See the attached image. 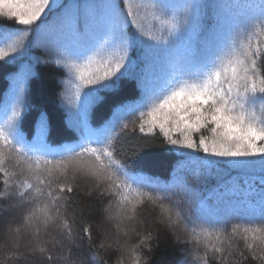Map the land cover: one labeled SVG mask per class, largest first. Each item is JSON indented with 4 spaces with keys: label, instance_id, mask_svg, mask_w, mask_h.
I'll use <instances>...</instances> for the list:
<instances>
[{
    "label": "snow or ice",
    "instance_id": "6c2138e0",
    "mask_svg": "<svg viewBox=\"0 0 264 264\" xmlns=\"http://www.w3.org/2000/svg\"><path fill=\"white\" fill-rule=\"evenodd\" d=\"M151 6L159 35L146 33L133 18L131 5L123 0H0V23L25 26L23 31L0 32V45H6L0 46V61H14L31 48H39L67 72L72 90L67 99L61 95V103L66 127L78 136L75 143L50 142V115L44 109L36 113L31 138L22 131L21 106L27 86L38 75L39 56L32 58L35 63L22 66L14 78L11 114L6 111L0 124V176L5 185L18 184L22 198L33 205L39 201L27 214L37 233L46 231L60 216L71 198L68 194L75 192L78 175L105 187L115 198L109 209H117L121 221L133 218L145 200L164 199L139 189L133 193L129 180L144 184L142 174L128 177L109 150L120 117L132 114H138L140 134L159 132L173 154L187 157L206 171L223 163L235 173L204 199L181 176L169 182L195 201L197 214L216 221L230 215L264 220V44L253 42L257 30L264 28V4L259 5V12L235 10L253 5L215 0H183L179 5L173 0H151ZM98 27L100 38L88 46ZM137 48L139 56L134 55ZM128 85L137 98L119 100L118 94ZM109 96L113 98L112 117L93 128L90 113ZM120 128L128 130V124ZM202 130L210 135L194 138ZM150 147L145 145L141 151ZM10 155L18 164L29 159L35 162L34 169L28 166L31 181L10 179L15 175L5 168ZM161 208L171 220L172 209ZM63 226L68 227L67 223ZM82 231L91 243V227L85 224ZM243 233L253 247L264 242V226L244 227ZM204 235L207 246L220 253V234ZM135 264H140L139 257ZM203 264H209V259Z\"/></svg>",
    "mask_w": 264,
    "mask_h": 264
},
{
    "label": "trees",
    "instance_id": "16d2710c",
    "mask_svg": "<svg viewBox=\"0 0 264 264\" xmlns=\"http://www.w3.org/2000/svg\"><path fill=\"white\" fill-rule=\"evenodd\" d=\"M103 3L106 0H99ZM177 5L183 0H173ZM218 4L231 3L234 5L255 7L248 9L240 7L236 11H255L261 9L259 5L264 4V0H215ZM123 3L131 5L133 18L137 24L143 25V30L150 35L160 34V25L153 22V8L151 0H123ZM123 6V4H122ZM223 11V9H221ZM158 15V13H156ZM209 20H205L208 23ZM25 26H18L9 21L0 23V32L9 33L23 31ZM130 30H134L130 26ZM102 34V30L98 27L88 41V46L97 41ZM29 33V38H31ZM259 40L264 44V28L257 30V35L253 37V42ZM27 43V39L24 41ZM135 56L140 55V49L137 48ZM39 56L40 63L35 64L37 77L32 79L26 89L25 105L21 106L23 113L21 128L23 133L31 138L34 130V119L36 113L40 109L46 110L50 115L51 132L49 140L54 145L66 143H75L78 139L76 133L69 130L65 125V109L61 103V95L67 99L71 95V88L67 84L69 79L67 72L64 69L58 68L53 62L52 57L45 55L44 52L36 47L31 48L27 54L22 57H17L14 61L5 58L0 61V124L6 119L5 112H1L3 107L4 97L7 89L11 84V76L17 68L22 65L35 63L33 57ZM163 71V68H160ZM63 81V83L61 82ZM137 98L131 85L125 86L118 94V99L121 101H133ZM113 98L108 99L94 109L90 113V124L93 128L102 127L112 117ZM25 107L27 111H24ZM8 115L11 112H7ZM127 123L128 130L120 128V124ZM140 120L138 114L130 116H122L117 123V135L108 145L109 150L114 154L113 158L120 161L127 170L128 177L137 174H142L144 184L132 182L133 193L139 189L143 192H151L154 197L162 196L164 199L157 200L164 206L170 207L176 216L177 223H182L185 228L187 240L181 245L176 243L171 235L159 223L158 218L160 212L150 205L147 206L145 200L142 205L138 206L136 215L139 216V221L132 223L135 232H130L126 239L132 244H140L145 237L148 239L145 244L140 247L141 257L148 258L150 264H203L204 259H209V264H216L214 259L205 257V245L207 238L205 232L220 234L221 240L227 238L237 248H243L246 243L244 227L249 226H264V220L259 218H251L244 215L222 216L218 221L210 220L201 217L195 212V201L191 200L181 188L170 185V181L181 176L191 185L196 192V196L200 199L211 197L218 190V185L222 180H227L230 176L234 177L235 173L231 172L225 164H220L217 168L204 170L196 162L189 160L187 157H180L173 154L164 146L165 142L159 132L154 135H142L138 131ZM199 135H210L206 130L201 133L194 134V138L198 139ZM145 145H153L147 150L141 151ZM31 160V159H29ZM30 164L35 166L32 160ZM9 170L8 167H6ZM187 169V171H182ZM27 172V170H26ZM122 180L124 176L120 177ZM3 177L0 176V192H4L1 197L6 198V187L3 183ZM13 179V176L10 177ZM26 179V178H25ZM23 179V180H25ZM29 180V179H27ZM17 181V180H16ZM10 187L18 188V184H11ZM71 197L64 203L61 209L60 216L49 224L50 227L43 238L48 239L51 236V241L55 239L65 240L69 235L74 236L75 242L81 245L75 249V252L88 258L87 264H113L118 258L119 253L114 249L102 250L100 256L102 259L92 260L90 255L94 247L102 241L99 232L96 231L95 225L100 219L102 208L108 209L109 213L116 209H109V205L113 204L114 197L104 189L96 188L91 196H86L75 185V192L68 194ZM25 209L31 210L34 206H39V201L36 205L25 198ZM28 214V213H27ZM163 216V215H162ZM62 217V218H61ZM67 223L68 227L63 225ZM128 225L129 222H127ZM86 225L91 227L92 242L89 243L85 238L82 228ZM239 225L237 231L233 232V228ZM125 228V227H124ZM71 229V231H69ZM53 234V235H52ZM194 236L197 238L194 239ZM212 242H215L213 240ZM243 264H258L256 260L249 258L243 261Z\"/></svg>",
    "mask_w": 264,
    "mask_h": 264
},
{
    "label": "clouds",
    "instance_id": "9594fccd",
    "mask_svg": "<svg viewBox=\"0 0 264 264\" xmlns=\"http://www.w3.org/2000/svg\"><path fill=\"white\" fill-rule=\"evenodd\" d=\"M91 180L93 181L91 189L100 187L99 181ZM87 194H91V190ZM117 212L116 209L110 213L109 218L118 219ZM161 223L173 228L176 222L165 216L161 219ZM117 227L125 237L130 232H135L134 227L128 230L122 229L121 224ZM40 233L37 235L35 224H29L27 215L22 222L7 225L0 234V264H87L88 258L75 252V249L81 245L75 242L73 235H69L65 240L55 239L52 242L51 240L45 241L43 232ZM111 236L112 233L107 231L102 234L103 239L97 247L93 248L90 259H102L100 256L102 250L114 249L118 251L119 256L113 264H135L136 257L140 258V264H150V260L148 258L142 259L140 253V247L145 244L147 237L141 240L140 244H132L127 239L123 242L118 238L111 240ZM218 247L221 249L220 253H214L207 244L204 251L205 257L214 259L216 264H243V261L249 258L256 260L258 264H264V242H258L253 247L252 243L246 240L241 249L237 248L227 238H223Z\"/></svg>",
    "mask_w": 264,
    "mask_h": 264
},
{
    "label": "rangeland",
    "instance_id": "374dc122",
    "mask_svg": "<svg viewBox=\"0 0 264 264\" xmlns=\"http://www.w3.org/2000/svg\"><path fill=\"white\" fill-rule=\"evenodd\" d=\"M0 46H6V45H0ZM21 68H19L15 73H19ZM14 76L12 79V83L10 86V89L8 90L9 92V99L7 100L9 104L7 103L8 106L12 105V90H13V82H14ZM32 160H27L26 162L19 163L17 162V159L15 158L14 155H10L9 158L5 161V168H9L10 173H15L13 176V180L17 181H22L23 179H29V181L32 180V175L31 172L29 171L28 166L31 165L32 168L34 169L35 166L33 164H30ZM21 169L24 170L23 174H21ZM27 170V172H26ZM93 181L88 178L87 176L83 175H78L75 181V185L77 184L78 188L80 191L85 194L86 196H91L95 189H91ZM101 189H104L103 185H100ZM91 190V194H87ZM6 194L8 193L7 197L4 199L1 197L0 201V234H2L4 228L11 224H18L22 222L23 218L27 215L29 212L28 209H25V202H22V200H25V198H22L17 191V188L15 187H10V185H7L6 187ZM105 192V190H104ZM5 194V193H4ZM147 206L150 205L151 207L155 208L156 211L160 212L158 221L159 223L163 226V228L171 235L173 240L178 243L182 244L187 240L186 232L183 231L185 228L183 227L182 223H177L176 219V214L172 212V219L176 222L175 226L173 228H169L167 224L161 223V219L166 216V214L162 211L161 204L160 202L156 201L155 203L151 202H146ZM109 212L108 209L102 208L100 212V219L98 220V223L95 225V229L97 232H99L101 238L102 234L104 232H111L112 236L110 237L111 240L119 239L121 242H123L126 237L123 236L118 230L117 225L121 224V228L124 230H128L131 227H133L132 223L136 222L137 220L139 221V216L135 214L133 218L130 220H124L120 221L115 218H109ZM163 215V216H162ZM141 220V219H140ZM130 225H128V223ZM125 227V228H124ZM50 227H47L49 229ZM49 230L43 231V235H46ZM41 233H37V235H40ZM53 235V234H52ZM51 240V236L46 239V241Z\"/></svg>",
    "mask_w": 264,
    "mask_h": 264
}]
</instances>
